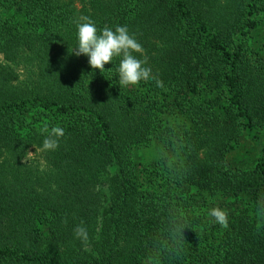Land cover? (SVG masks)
I'll return each mask as SVG.
<instances>
[{
  "label": "trees",
  "instance_id": "1",
  "mask_svg": "<svg viewBox=\"0 0 264 264\" xmlns=\"http://www.w3.org/2000/svg\"><path fill=\"white\" fill-rule=\"evenodd\" d=\"M82 17L164 86L75 55ZM0 264H264V0H0Z\"/></svg>",
  "mask_w": 264,
  "mask_h": 264
},
{
  "label": "clouds",
  "instance_id": "2",
  "mask_svg": "<svg viewBox=\"0 0 264 264\" xmlns=\"http://www.w3.org/2000/svg\"><path fill=\"white\" fill-rule=\"evenodd\" d=\"M83 23L77 21L78 46L72 50L75 55H87L89 64L93 69H99L102 73L105 64L112 62L115 57H122L118 67L120 86L138 84L141 80L154 79L157 87H163V81L152 75L151 67L148 64L147 56L143 59L133 55L134 52L143 53L142 45L133 34H130L127 26H116L115 30L105 26L98 32L95 23L88 17H82ZM48 135L43 141L44 150H55L59 147V138L63 137L65 130L62 127L54 126L50 132L47 126L43 129ZM29 151L26 155H30ZM214 221L222 227L228 226V212L220 207H214L208 213ZM74 235L77 239L87 243L89 239L88 230L83 225L74 228Z\"/></svg>",
  "mask_w": 264,
  "mask_h": 264
},
{
  "label": "rangeland",
  "instance_id": "3",
  "mask_svg": "<svg viewBox=\"0 0 264 264\" xmlns=\"http://www.w3.org/2000/svg\"><path fill=\"white\" fill-rule=\"evenodd\" d=\"M254 35V34H253ZM254 36L249 38L250 42H252ZM244 139L241 141V148L242 150L246 149V148H250V146H253V142L251 143V140L249 139V137L247 138V136L245 135V137H243ZM255 142V141H254ZM255 146V144H254Z\"/></svg>",
  "mask_w": 264,
  "mask_h": 264
}]
</instances>
